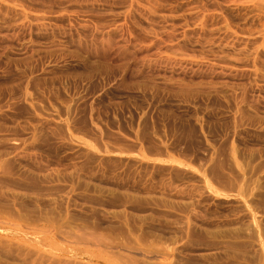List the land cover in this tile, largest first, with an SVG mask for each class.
Masks as SVG:
<instances>
[{
    "label": "rangeland",
    "instance_id": "374dc122",
    "mask_svg": "<svg viewBox=\"0 0 264 264\" xmlns=\"http://www.w3.org/2000/svg\"><path fill=\"white\" fill-rule=\"evenodd\" d=\"M0 264H264V0H0Z\"/></svg>",
    "mask_w": 264,
    "mask_h": 264
}]
</instances>
